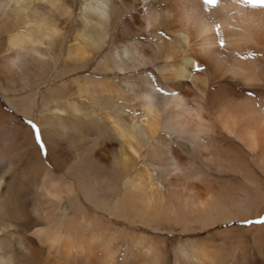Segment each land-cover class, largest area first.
I'll use <instances>...</instances> for the list:
<instances>
[{
	"label": "bare ground",
	"instance_id": "6f19581e",
	"mask_svg": "<svg viewBox=\"0 0 264 264\" xmlns=\"http://www.w3.org/2000/svg\"><path fill=\"white\" fill-rule=\"evenodd\" d=\"M81 1L77 44L58 67L68 34L59 21L71 25L72 0H0L12 84L1 86L16 94L5 95L10 106L37 120L48 148L45 158L25 135L12 160L13 137L0 124V264H233L240 251L244 264H263L260 225L172 237L264 212V108L245 102L252 85L241 78L264 76V10L230 16V0H220L225 52L208 46L200 0ZM154 16L160 21L144 28ZM236 48L257 59L238 61ZM28 56L43 68L31 70ZM192 62L206 73L168 81L179 95L140 91L149 68L163 77L190 73ZM81 70L87 75L39 93ZM15 82L29 92L17 95ZM20 171L26 185L15 181Z\"/></svg>",
	"mask_w": 264,
	"mask_h": 264
},
{
	"label": "snow or ice",
	"instance_id": "6c2138e0",
	"mask_svg": "<svg viewBox=\"0 0 264 264\" xmlns=\"http://www.w3.org/2000/svg\"><path fill=\"white\" fill-rule=\"evenodd\" d=\"M201 7L199 9L202 17L204 18L207 28L206 31L209 35V47L212 49L223 50L227 52L230 47L231 37L230 34L225 33L222 29L224 24L220 21V0H200ZM231 8L241 9L239 15H245L243 9H261L264 10V0H230V7L226 10L230 16L237 15L236 12L231 11ZM146 10V9H145ZM70 9L65 11V15H68ZM215 17V18H214ZM160 16L150 17L148 22L145 23L144 28H152L153 23H158L160 21ZM158 36L165 39H171L170 36H166L165 30H160ZM191 48V47H190ZM189 48V49H190ZM162 58L164 53H158ZM232 55L238 61H250L257 59L256 50H246L242 51L239 48L233 50ZM260 57H264V50L259 52ZM174 63V61H172ZM146 63H151L150 60H147ZM176 70V68H175ZM237 72H239V66H237ZM193 73L203 75L206 73V69L200 63L192 62V71L190 73L183 72L172 75H165L161 77L160 75L155 74V70L149 68L144 73V79L139 81V87L141 92H147L150 95H159L162 97H174L179 95V93L172 91L168 88L167 82L175 79H188L190 81L194 80L195 77ZM139 75V73H137ZM245 84L252 85L246 91L245 102L251 101L253 108L261 109L264 108V76H262L258 81L255 79H249L247 76H241ZM139 115V113H137ZM24 123L26 128L21 130V134H25L31 138L32 146L39 150V153L43 157L48 156L47 140L44 137L43 131L40 125L32 118L25 119ZM3 179H0V185H3ZM226 223V222H225ZM242 225L252 226L260 225L264 227V215H259L256 219L245 218L240 221ZM26 254H31V250L28 248L24 249ZM4 264H10V262H4Z\"/></svg>",
	"mask_w": 264,
	"mask_h": 264
},
{
	"label": "rangeland",
	"instance_id": "374dc122",
	"mask_svg": "<svg viewBox=\"0 0 264 264\" xmlns=\"http://www.w3.org/2000/svg\"><path fill=\"white\" fill-rule=\"evenodd\" d=\"M84 3L81 1V0H72V5H71V12H72V15H71V20H72V23H71V25L68 27L67 26V23L66 22H64V21H62V20H60L59 21V25H60V29L61 30H64V31H68V34H67V37H66V39L65 40H63L61 43H62V45H63V47H62V52H61V58H60V60H59V62H58V64H59V66L58 67H61L62 65H63V61H62V58H63V56L66 54V52H67V49L69 48V44H72V45H75V44H77L74 40H73V38H74V30H75V28H76V26H75V24H74V22L78 19V17H79V15H80V13H81V7H82V5H83ZM63 23H64V25H63ZM1 40H6V36H4L3 34H0V41ZM4 55H6V56H8L9 55V53H8V50H7V47L6 46H4L3 45V43H1L0 42V124H2V126H4V127H7V132H9V136H12L13 138H12V140H13V147L11 148V154H10V158L12 159V160H15L16 159V157L17 156H14L15 154H18V153H20L21 152V148L24 146V145H27L26 143H27V141H26V139H25V135H26V133L24 134V135H22L21 134V130H23V129H25L27 126H26V124L24 123V117H25V119H27L28 117H26V116H24L22 113H20V112H18L17 110H15V108L14 107H12V106H10L8 103H7V101H6V96L5 95H7L6 93L7 92H5L3 89H2V86H4V88H5V86L6 85H12L11 84V77H10V79L8 78V75L5 77L4 75H5V72L3 71V69L4 68H9L8 66H7V64H6V61H5V59H4ZM38 62V61H37ZM34 59H32L30 56H28V57H26V64L28 65V66H30L31 67V70H33V71H35L36 69L37 70H40V68L42 69L43 68V64L42 65H40L39 64V62L37 63ZM40 67V68H39ZM33 68V69H32ZM45 68V67H44ZM51 68V67H50ZM46 69V68H45ZM87 71H85V70H81V71H77V72H75V73H71V74H69V75H65L64 77H62V78H58L57 80H55V81H49L48 82V85H45V86H43V85H41L40 87H39V93L41 94V93H44V92H46V90L51 86V85H55V86H57V85H59V84H62L63 82H66V83H70V82H72L71 80H72V78L73 77H77V76H83V75H87ZM6 79V80H5ZM6 81H7V83H6ZM10 82V84H9V82ZM35 81V80H34ZM19 83L18 82H15V84H14V86L17 88V90H18V94L17 95H19V96H23V95H26L28 92H29V89L27 88V89H24V90H22L21 88H20V85H18ZM2 85V86H1ZM7 87H10V88H12L11 86H7ZM8 97H15L16 96V94H14V93H11V94H8L7 95ZM2 112V113H1ZM8 114V115H7ZM2 115V116H1ZM9 115H10V118H9ZM5 116H7V117H5ZM7 118H9V119H7ZM6 119V120H5ZM36 122H37V120L36 119H34ZM4 121V122H3ZM8 121V122H7ZM5 122H7V123H5ZM38 123V122H37ZM4 124V125H3ZM11 126H10V125ZM13 127V128H12ZM16 129H15V128ZM17 128H18V130H19V132L17 131ZM1 129H2V127L0 126V131H1ZM4 130V129H3ZM6 130H4L5 132H6ZM13 130V131H12ZM11 132H13L14 134H12ZM15 138H17V139H15ZM25 140V142L23 143V141ZM17 142V143H16ZM14 143H16L15 145H14ZM20 145H21V147H20ZM16 146H18V147H16ZM16 162L18 163V166H17V168L19 169V167H21V168H23V163L21 162V163H19L17 160H16ZM22 171V170H21ZM21 171H20V173L17 175V177H16V179H15V181H18V182H20V183H24L25 182V179H23V178H21ZM25 185H26V182L24 183ZM262 215H264V212H263V214ZM253 219H256V218H253ZM255 226H258V225H252V226H246V225H242L240 222H233V223H231V224H223V225H220V226H218L217 228H212V229H210V230H208V231H205V232H200V233H198V234H196V235H193V234H190V235H185V236H183V237H179V236H177V237H172V239H175V240H177V239H181L182 241H184V240H190V239H197V238H199V239H202L203 237H205L207 234H209V233H213V232H215V231H219V230H224V229H227V228H236V227H238V228H241V227H255ZM165 237H168L169 238V240L168 241H170V239H171V237L170 236H165ZM171 239V240H172ZM220 239H218L217 241H215V243H218V241H219ZM236 240V236H234V234L233 235H231V238H229L227 241V243L225 244L226 246H225V250L226 251H228L229 252V248H228V246H230V244H232V242H234ZM246 240H247V242H251V240L249 241L247 238H246ZM221 241V240H220ZM170 247V246H169ZM241 253H242V251H240V253H238L237 254V257L235 256L234 258H231V262L233 263V264H244L243 263V261H241L240 259H241V257H240V255H241ZM253 264H260L259 262H256V263H253ZM264 264V263H263Z\"/></svg>",
	"mask_w": 264,
	"mask_h": 264
}]
</instances>
